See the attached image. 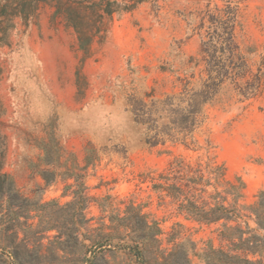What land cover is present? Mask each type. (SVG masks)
Listing matches in <instances>:
<instances>
[{
    "label": "rangeland",
    "instance_id": "rangeland-1",
    "mask_svg": "<svg viewBox=\"0 0 264 264\" xmlns=\"http://www.w3.org/2000/svg\"><path fill=\"white\" fill-rule=\"evenodd\" d=\"M225 4L243 76L146 143L140 105L198 88ZM54 10L0 39V264H264V0L144 1L86 50Z\"/></svg>",
    "mask_w": 264,
    "mask_h": 264
},
{
    "label": "trees",
    "instance_id": "trees-1",
    "mask_svg": "<svg viewBox=\"0 0 264 264\" xmlns=\"http://www.w3.org/2000/svg\"><path fill=\"white\" fill-rule=\"evenodd\" d=\"M45 0H0V39L13 26V21L19 18L26 23L36 16L40 4ZM55 8L54 13L61 15L65 22L77 34V39L84 50L105 26L106 18L118 10L129 11L144 1L155 0H49ZM208 11V10H207ZM237 5L225 4L215 7L212 13L203 16L201 24L207 22L212 54H204L206 67L205 78L200 76L198 88L189 87V81L183 89L163 100L142 103L135 114V121L153 131L144 141L150 145L157 143V124L163 113L167 118L164 126L166 135L170 129L180 134V141L193 137L194 129L200 124L205 106L212 102L216 94L225 84L237 85L246 67L245 60L240 54L239 45L235 42L234 28L237 25ZM210 38V39H209ZM207 43V42H206ZM209 45V43H208ZM207 49V48H206ZM207 53V50H203ZM160 105V106H159ZM153 139V140H151ZM177 140V138H176ZM11 181L0 171V193L10 197ZM215 219V218H214ZM213 219V220H214ZM144 225L145 222H144Z\"/></svg>",
    "mask_w": 264,
    "mask_h": 264
}]
</instances>
